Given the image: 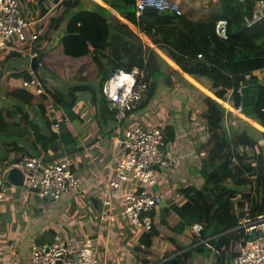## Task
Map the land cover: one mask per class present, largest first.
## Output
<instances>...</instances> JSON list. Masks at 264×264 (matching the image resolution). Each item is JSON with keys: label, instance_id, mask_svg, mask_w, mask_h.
I'll return each instance as SVG.
<instances>
[{"label": "trees", "instance_id": "16d2710c", "mask_svg": "<svg viewBox=\"0 0 264 264\" xmlns=\"http://www.w3.org/2000/svg\"><path fill=\"white\" fill-rule=\"evenodd\" d=\"M47 1H37L42 15L48 12ZM101 1L134 25L152 43H158V48L182 71L194 78L209 80V89L214 96L225 102L230 100L234 107L241 105L242 95L241 86L234 84L233 77L254 74L253 78L258 79L259 93L250 118L264 127V18L252 26L245 21L252 15L258 0H218L217 9L200 21L192 20L187 13L137 12L135 0ZM55 3V17L44 28L40 38H47V41L42 48H39L40 44L35 48L36 52H44L40 68L35 71L45 89L37 96V107L39 112L48 114L49 126L56 121L51 119L54 116V112H50L51 99L58 101L68 110V115L74 117L75 91L90 89V86L75 84L65 92L52 84L50 78L57 79L59 84L70 85L74 76L83 73L85 66L91 62L100 70L99 95L104 105L107 106L108 102L103 85L110 73L118 68L127 71L138 68L150 83L140 108L146 106L155 94L158 81L166 77L165 59L129 25L95 0H55ZM220 19L228 20L227 39L220 38L216 33V24ZM63 25L66 26L63 34L55 42L56 33ZM18 57L26 59L17 51L0 55V75L2 68ZM104 61L107 63L104 64ZM29 77L30 73L21 70L7 76L14 85L8 102L2 101L0 106V140L4 142L8 137L33 136L43 147L44 160L48 162L58 161L67 153L81 151L64 124L60 133L56 134L51 128L39 130L36 121L30 118L26 108L33 105L36 96L28 93L24 86ZM202 105L207 119V135L215 140L212 157L202 159L200 166L203 185L187 187L183 191L186 196L184 202L172 206L179 218L174 226L167 220L171 212L168 207L160 208L156 220L161 215V225L178 238L191 236L186 231L194 223L202 224L203 231L198 238L190 239L187 245L176 240L167 243L160 264H195L197 257L211 259L213 256V264H235L237 253L233 246L243 235V230L239 229L241 210L248 209L250 216L264 215V143L261 144L257 133L252 134L249 129L259 130L243 121L241 127L231 129L229 136L223 126L225 107L210 96L204 99ZM109 112L114 116L113 110ZM259 134L264 142V132ZM40 153L26 156L30 159ZM235 154H240L238 163L234 160ZM22 157L25 156L6 162L4 169L19 163ZM248 185L256 187L255 193L250 194L252 190L248 192ZM29 190L37 195L35 190ZM156 220L152 231L138 234V242L136 240L133 248L136 254L149 249L153 239L160 235ZM143 263L146 264L147 260Z\"/></svg>", "mask_w": 264, "mask_h": 264}, {"label": "crops", "instance_id": "0c3cea01", "mask_svg": "<svg viewBox=\"0 0 264 264\" xmlns=\"http://www.w3.org/2000/svg\"><path fill=\"white\" fill-rule=\"evenodd\" d=\"M37 1L26 0V3L35 11L36 7L34 8V6L37 5ZM95 1L107 9L112 10L113 14L137 32L150 45L152 50L157 51L168 65L164 68L166 70V77L158 81L155 94L151 101L146 106L139 107L136 112L132 113L124 122L122 129L124 130L129 124L134 122L147 124L154 128L166 129V133L168 134L166 151L177 157L178 164L175 168L167 169L158 174L156 184L160 183V190L153 191L164 198L161 208L165 206L170 209L171 212L167 220L171 226H174L179 221V218L173 212L172 206L183 203L186 198L183 195V191L180 190L182 188L186 189L194 184L198 186L203 185L201 180L202 176L199 172L202 159H210L212 157L215 140L209 138L207 135V119L202 105L204 99L207 96L213 97L225 107L226 115L223 126L229 136H231V129H235L233 124L241 127L243 121L259 130V132H264V127L248 116L247 118L240 116V113L237 111L238 107H234L230 100L225 102L214 96L209 89V85L211 84L209 80L194 78L182 71L178 65L158 48V43H152L147 36L106 3L101 0ZM167 1L173 7L179 9V15L187 13L189 18L194 21L208 18L217 9L218 3V0ZM49 4H54L57 11V3H55V0H48L46 4L47 8ZM48 13L49 8L45 15H41L44 19V28L54 18L53 16L46 23L45 17ZM65 27L63 25L57 31L55 42L62 36ZM106 63L104 61V64ZM91 65H95L96 67L94 62H91L87 66L91 68ZM243 80L242 75L233 77L234 84H239L240 86ZM72 81L77 82V84L89 86L87 82L89 83V81L93 80L85 81V78L80 77V79H77L74 77ZM70 87L73 86L67 85L65 92H68ZM89 90L91 89H78L75 91L74 106L72 108L74 117L68 115V110L64 109L54 99H51V104L55 102V106L52 109L50 106V112H54V116L51 119H55V123H59L61 129L62 124H64L63 127L69 133H72L78 146L82 148L79 152L67 153L58 159L65 158L70 161L73 170L77 172L80 178V188L78 191L66 194L59 201L49 202L41 200L36 194L33 195L31 191H28L29 189L27 187H17L11 183H7L8 186H5L3 183V186L8 189V194L0 200V264L5 259L15 256L20 258L21 264H31L30 244L33 241H36L38 244L51 242L54 230L60 226L67 230L77 232L80 237H93L98 239L99 264H107L105 256L110 245V240L111 242H115L113 246L118 248L120 242L117 236L119 233H122V235L131 232L134 234L137 233L134 227L123 221L106 222L104 224H100L99 222L98 214L100 211L102 191L114 166L111 151L117 134V123L112 113L109 112L112 111L109 103H107V106L102 103L101 95L96 96L92 94L93 96L87 97L86 101L78 98V93H84ZM99 104L103 111L99 107ZM37 105H39L38 98L33 101V105L26 108L27 113L31 119L36 121L39 130L45 131L49 128L52 130V125L50 127L47 122L48 114H43L41 110L40 112L42 113H40ZM105 108H108V110L105 111ZM249 131L252 134L254 132L257 133L260 137V143H264L262 135L259 132L251 128ZM92 147H97V149L91 152L90 148ZM42 148L33 136L19 139L8 137L4 142L0 140V177L3 180H7L9 170L12 167H16V164L7 169H4V164L15 158L25 156L17 163L21 164L29 160V157L26 156L27 154H38L41 152L38 157L44 160L45 154ZM65 151L67 150L65 149ZM234 160L238 163L240 161V154H235ZM44 162L48 161L44 160ZM246 189L248 192L252 190L250 194H253L255 193L256 187L249 185V188L247 187ZM123 193L124 190L121 189L119 191L120 197H123ZM115 201L119 208L121 198L119 199L118 197ZM48 203H50L49 206L52 205L49 207L47 205ZM234 205H237L236 200L234 201ZM246 211L249 210L247 209ZM246 211L243 212L241 210V213L244 214ZM159 217L156 222L160 231H163L165 227L161 225ZM122 226H126L127 229H120ZM138 234H136V240ZM179 237L178 239L177 235L169 234V242H165L164 246H167V243H171V240H176V242L182 243L183 245L189 243V241L185 240L187 236L182 235ZM122 252L128 257L129 263L134 264L133 258L128 256L125 249ZM99 253L102 256L104 255L102 261L99 259ZM198 259L200 257H197L196 261ZM113 262L118 264L116 258L109 264H113Z\"/></svg>", "mask_w": 264, "mask_h": 264}, {"label": "built area", "instance_id": "2783aa9c", "mask_svg": "<svg viewBox=\"0 0 264 264\" xmlns=\"http://www.w3.org/2000/svg\"><path fill=\"white\" fill-rule=\"evenodd\" d=\"M155 4V0H135L137 12L147 7L163 13L170 12L155 7ZM263 18L264 0H258L252 15L246 17L245 21L248 26H252ZM43 30L44 19L37 17L34 9L27 3L24 5V0H0V55L9 51L21 52L27 48L29 51L24 56H29L27 58L31 60L37 55V52L32 51ZM216 33L222 39L228 38V20H218ZM243 77L250 80L253 75L244 73ZM24 86L35 96L45 92L43 83L34 75L32 69ZM149 89L150 83L144 79V72L138 68L132 71L118 68L104 82L103 93L114 111L117 134L111 151L114 166L102 191L98 214L100 224L123 221L139 232L152 231L164 198L151 187L157 182L160 172L175 168L178 164L177 157L166 151V129L154 128L140 122L131 123L122 129L128 117L141 106ZM237 111L240 116L247 118L242 104ZM233 127L236 129L238 126L233 124ZM52 131L59 134L60 124L53 123ZM16 167L25 173V187L35 190L43 201H59L66 194L78 191L81 185L77 172L65 158L44 162L42 158L34 156L16 164ZM121 189L124 190L123 197L119 195ZM7 194L8 189L3 186V179L0 177V200ZM118 197L121 198L119 208L115 201ZM239 229L243 230V235L233 246L237 253L235 264H264V215L250 216L249 211H246L241 216ZM202 231V224L190 226L191 237L198 238ZM98 247V239L80 237L77 232L60 226L54 230L51 243L38 244L33 241L30 244V263L99 264ZM166 248L164 246L163 251ZM214 260L215 256L207 264H213ZM1 264L21 263L20 258L15 256L5 259Z\"/></svg>", "mask_w": 264, "mask_h": 264}, {"label": "rangeland", "instance_id": "374dc122", "mask_svg": "<svg viewBox=\"0 0 264 264\" xmlns=\"http://www.w3.org/2000/svg\"><path fill=\"white\" fill-rule=\"evenodd\" d=\"M171 3H173V2L171 1ZM25 4H26V0H24V5ZM34 4H36V3H34ZM36 7H37V8H35L36 16L37 17H41L42 14H41V11H40V5H38V3H37ZM48 8H49V13L45 17L46 23L48 21H50L53 18V16L55 17V11H56V9L54 7V4H49ZM46 41H47V38H45L44 40H40L39 41L40 43L37 42L36 45L40 44L39 48H42L43 45L46 43ZM36 45L33 47V51L32 52H36V50H35V48L37 47ZM28 51L29 50L27 48H25L20 53L24 56L25 55L24 53H27ZM37 54H39V52H37ZM51 55L53 56V54H51ZM27 57H29V56H27ZM27 57H26V59H21L20 57H18V58L15 59L14 62H12V63H10L8 65H5L2 68L1 75H0V106L2 105V101L3 102H5V101L8 102V100H9L8 97L10 96L11 92L13 91V85L14 84H13V82H10L7 79V76L9 74H11V72L18 71V70L30 73V71H31V68H30L31 67V60L28 59ZM39 63L41 64V61ZM45 64H49V62H46ZM91 66H92L91 68H90V66L89 67L85 66V68L83 70V73L76 74L77 76H74L77 79H80V77L81 78H85V81L86 80L87 81L93 80V81H89V83L87 82V84L90 86L89 88L92 91L89 90V91L84 92V93H78V98L80 100H85L86 101L87 97L93 96L92 94H95L96 96L99 95V80H100V77H101L100 76V70L97 68V65H96V67H95V65H91ZM33 73L38 78V76L35 73V71H33ZM50 81L52 82V84H55V86L57 85L58 88H61L62 90H66L67 89V85H62V84L57 83L58 80L54 79L53 77L50 78ZM75 84H77V82L75 83L74 81H72L70 83V85H75ZM23 88H24V86H23ZM26 91L28 93L32 94L27 89H26ZM36 98L37 97H35L34 100H36ZM52 104H51V109H52L53 106H55V102H53ZM60 130H61V128H60ZM95 149H97V147H92V148H90V151L93 152V151H95ZM3 183L5 184V186H8V184H7L8 182H7L6 179L3 180ZM247 187L249 188V185ZM151 189L154 190V191H159L160 190V183H157V184L155 183L151 187ZM184 190L185 189L182 188L180 191H184ZM28 191L30 192V190H28ZM52 202H56V201H52ZM49 204L50 203H48L47 205L49 206ZM194 224H198V223H194ZM120 229H127V227L126 226L125 227L122 226V228H120ZM136 232H137L136 234L140 233L139 231H136ZM186 233L190 234V228H188ZM136 234L131 232V233H125V235H122V233H119V235L117 236V239L120 242V244L118 245V248H115L113 246L115 244V242H111V240H110V245H109L108 250L105 248V250H107V253H106V256H105L107 264L111 263L114 258L117 259L118 264H130L128 257H126V255L123 253L124 251L122 252V250H124V249H125V252L128 254V256L133 258L132 260H133L134 264H145V263H143V261L146 262V260H147L146 264H160L159 261L162 259L163 254L165 253V251H163L164 243L165 242H169V239H170L169 238V234L172 235V233H170V231H168L166 229V227H165L163 229V231H160V235L153 239V244L151 245V247L149 249L146 248L144 250V252L137 253V254L134 252V249H133L135 244H136V237H137ZM195 238L196 237L192 238L191 236H187V237H185V240L190 241V239H195ZM127 246H128V248H127ZM103 258H104V255L102 256V254L99 253V259L102 261ZM135 259H136V261H135ZM207 260L208 259L203 257V259L200 258L197 261L195 260V264H207ZM113 264H115V263L113 262Z\"/></svg>", "mask_w": 264, "mask_h": 264}, {"label": "water", "instance_id": "95a60500", "mask_svg": "<svg viewBox=\"0 0 264 264\" xmlns=\"http://www.w3.org/2000/svg\"><path fill=\"white\" fill-rule=\"evenodd\" d=\"M112 11V10H111ZM155 12L156 10L151 7L142 8V13ZM44 56V52H41L31 59V69L37 71L40 67V61ZM240 93L242 95L241 104L243 106V112L246 116L251 117L254 114V106L257 101L259 93L258 79H250L242 82L240 87ZM7 180L14 186L25 187V173L18 167H12L7 175Z\"/></svg>", "mask_w": 264, "mask_h": 264}, {"label": "bare ground", "instance_id": "6f19581e", "mask_svg": "<svg viewBox=\"0 0 264 264\" xmlns=\"http://www.w3.org/2000/svg\"><path fill=\"white\" fill-rule=\"evenodd\" d=\"M155 2H156L155 7H159L162 10H168L173 13H180L179 9L169 6L165 0H155Z\"/></svg>", "mask_w": 264, "mask_h": 264}, {"label": "clouds", "instance_id": "9594fccd", "mask_svg": "<svg viewBox=\"0 0 264 264\" xmlns=\"http://www.w3.org/2000/svg\"><path fill=\"white\" fill-rule=\"evenodd\" d=\"M253 75V74H252ZM254 77V76H253ZM252 79H254V78H252ZM242 84V83H241Z\"/></svg>", "mask_w": 264, "mask_h": 264}]
</instances>
